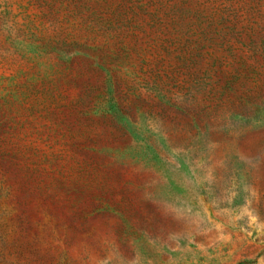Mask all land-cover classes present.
<instances>
[{
	"label": "rangeland",
	"instance_id": "1",
	"mask_svg": "<svg viewBox=\"0 0 264 264\" xmlns=\"http://www.w3.org/2000/svg\"><path fill=\"white\" fill-rule=\"evenodd\" d=\"M0 264H264V0H0Z\"/></svg>",
	"mask_w": 264,
	"mask_h": 264
}]
</instances>
